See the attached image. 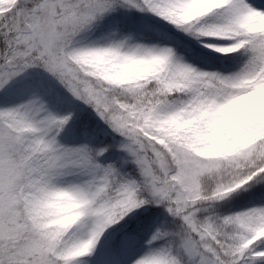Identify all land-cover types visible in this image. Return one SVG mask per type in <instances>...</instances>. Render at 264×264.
<instances>
[{"label": "snow or ice", "instance_id": "1", "mask_svg": "<svg viewBox=\"0 0 264 264\" xmlns=\"http://www.w3.org/2000/svg\"><path fill=\"white\" fill-rule=\"evenodd\" d=\"M0 264H264V0H0Z\"/></svg>", "mask_w": 264, "mask_h": 264}]
</instances>
